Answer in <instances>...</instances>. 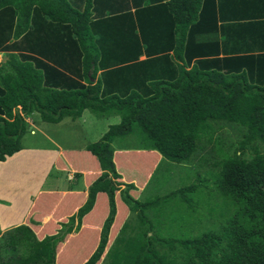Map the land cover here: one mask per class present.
Listing matches in <instances>:
<instances>
[{"label": "trees", "instance_id": "16d2710c", "mask_svg": "<svg viewBox=\"0 0 264 264\" xmlns=\"http://www.w3.org/2000/svg\"><path fill=\"white\" fill-rule=\"evenodd\" d=\"M127 1L0 0V49L9 51L0 64V161L21 148V114L36 111L52 123L84 109L119 115L86 145L100 173L68 217L78 228L96 193L106 194L97 245L80 263L97 264L121 178L111 142L134 135L142 149L179 164L190 159L210 121L236 123L244 128L238 151L217 148L212 179L233 212L193 236L143 231L116 238L105 264H264V0H244L250 10L228 15L215 0H131L133 11H113ZM252 141L262 150L242 158ZM194 189L185 185L168 197L192 208ZM58 238L38 240L23 224L9 228L0 236V264H55ZM175 242L178 258L168 252Z\"/></svg>", "mask_w": 264, "mask_h": 264}, {"label": "rangeland", "instance_id": "374dc122", "mask_svg": "<svg viewBox=\"0 0 264 264\" xmlns=\"http://www.w3.org/2000/svg\"><path fill=\"white\" fill-rule=\"evenodd\" d=\"M85 113L87 115L90 112L87 110ZM91 114L93 115V113ZM116 118L118 117L113 115L100 117L98 124L91 126V134L93 130H100L103 126L102 120L112 124L116 122ZM210 126L197 141L196 149L190 159L179 164L168 162L161 158L156 151L142 149L134 135L113 141L111 145L115 151L113 162L125 182L120 181V178L115 182L118 183L115 184L117 189L113 193L115 212L104 250L97 264L108 262L107 254L116 238L133 237L143 231L147 236L167 237L170 234L178 237L193 236L207 229L216 228L233 212L235 206L217 191L212 179L217 171V162L220 158L217 148L226 154L238 151L237 144L241 140L244 128L236 123L219 121H210ZM59 130L63 133L66 129ZM84 136L83 128H76L72 132V136L70 135L69 141L72 142L71 138L73 142H78ZM86 136L89 139H86L87 141L94 140L91 137L93 135ZM207 137L210 138L209 141ZM262 148L261 142L252 141L246 144L241 157L250 159L256 151H261ZM80 153L79 155L75 154L74 165L85 170L99 168L95 157L88 151L81 149ZM66 175L65 177L59 175L61 186L66 182L76 181L75 173H72L70 180H66ZM88 177L92 180L96 175ZM189 184L195 185L192 192V208L177 197H168L170 191ZM76 197L77 195H67L60 198L62 201L59 208L62 209V212L74 204ZM79 197L81 198V196ZM49 199L52 202L59 198L52 195ZM107 208V196L101 192L96 204V213L104 215ZM94 215L95 213H92L90 216L92 222H97ZM72 223L68 218H65L59 223L60 225L55 226L57 228H45L43 236H40V239L49 235L59 236V241L55 246V264H80L83 259H87L97 245L99 232L94 230L85 233L83 242H79L76 235L68 238L66 226ZM66 239L67 241L63 245L62 242ZM175 245L173 253L168 252L170 256L173 254L178 258L180 251L177 242ZM157 248L168 250L166 246H157Z\"/></svg>", "mask_w": 264, "mask_h": 264}, {"label": "crops", "instance_id": "0c3cea01", "mask_svg": "<svg viewBox=\"0 0 264 264\" xmlns=\"http://www.w3.org/2000/svg\"><path fill=\"white\" fill-rule=\"evenodd\" d=\"M215 2L216 4L221 2V10H224L226 15L235 11L251 9L250 4L245 3L244 0L237 1V4H235L236 0H215ZM113 7V11H118L122 8H129L133 11L136 5L134 6L131 0H128L127 4L118 5L114 3ZM215 36L219 40V32ZM8 52L0 49V64L5 62ZM143 58L144 55H141L138 59ZM85 111L87 109L82 110L80 115L75 118L64 116L56 123L42 121L36 111L26 115L21 114L25 125L24 132L20 137L21 148L11 155L5 156L0 161V236L7 229L23 224L30 227L36 239L39 240L40 236H43L45 228H57L55 226L60 225L61 221L75 213L76 209L85 201L87 188L94 180V178L92 180L91 178L89 179L88 176L96 175L97 177L100 169L92 168L91 170L87 168L85 170L79 165L77 167L73 164L75 154H81V149L87 151L85 149L86 145L96 141L106 131L107 127L111 125L110 122L102 120L103 126L100 130H93L91 134V126L98 124L100 117L105 115L117 116L116 122L112 124H116L120 120L119 115L114 112L96 116L92 115L89 110L90 113L85 115ZM62 128L66 129L63 132L65 134L60 132L59 129ZM76 128H83L85 136L78 142H73V139L70 138L71 142L69 137L70 135L72 136V132ZM51 134H54V136H51ZM86 135L89 137L93 135L91 137L94 140L87 141L88 137ZM114 153L115 151L113 150L112 160ZM114 167L118 172L115 163ZM62 172H64L63 175ZM72 173L76 174V181L66 182L61 186L59 175L65 177L67 174L66 180H70ZM89 180L90 182L88 183ZM120 181L125 182V179L121 176ZM100 193H96L92 208L81 217L78 228H76V219L73 223L71 222L72 224L67 225L71 226L70 232H67L68 238L76 235L77 240L83 242L87 231H100L107 213V210L104 215L96 213V204ZM52 195H56V198L59 199H54V201L50 202L51 199L49 198ZM67 195H77V197L74 204L62 212V209L59 208L62 201L60 198ZM92 213H95L94 218L97 222H92L90 217ZM66 241L67 239L62 244L64 245Z\"/></svg>", "mask_w": 264, "mask_h": 264}]
</instances>
